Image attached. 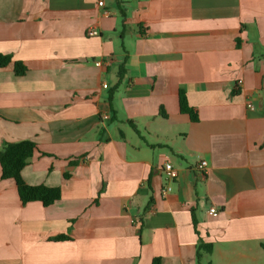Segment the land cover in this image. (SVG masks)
Listing matches in <instances>:
<instances>
[{
  "label": "crops",
  "instance_id": "crops-1",
  "mask_svg": "<svg viewBox=\"0 0 264 264\" xmlns=\"http://www.w3.org/2000/svg\"><path fill=\"white\" fill-rule=\"evenodd\" d=\"M99 1L0 0V149L62 197L0 167V264H264V0Z\"/></svg>",
  "mask_w": 264,
  "mask_h": 264
},
{
  "label": "trees",
  "instance_id": "trees-1",
  "mask_svg": "<svg viewBox=\"0 0 264 264\" xmlns=\"http://www.w3.org/2000/svg\"><path fill=\"white\" fill-rule=\"evenodd\" d=\"M119 7L121 0H116ZM123 12V10H121ZM13 64L14 72L16 76H25L28 68L19 61H14L13 56L10 54L0 53V68H5ZM179 109L182 114L189 116L191 122H198V116L194 108L189 105L187 94L184 91L179 92ZM38 150L37 144L34 141L23 140L16 143H6L0 149V167H1V179L2 180H14L19 198L23 205L31 202H41L43 206L49 207L59 201L61 197V189L58 187H48L45 185L31 186L25 183L22 178V171L27 167L33 158L35 152ZM68 177V175H65ZM67 241L71 240V237L66 235H60L53 238V241ZM202 252L211 253V246L207 244H201L198 247L197 257L200 260ZM160 257H156L152 260L151 264H161Z\"/></svg>",
  "mask_w": 264,
  "mask_h": 264
},
{
  "label": "built area",
  "instance_id": "built-area-1",
  "mask_svg": "<svg viewBox=\"0 0 264 264\" xmlns=\"http://www.w3.org/2000/svg\"><path fill=\"white\" fill-rule=\"evenodd\" d=\"M98 6L104 7L105 6L104 0H100L98 2ZM87 35L89 37H97L100 35V31L98 29L93 28L87 32ZM242 85H243V81L239 80L237 82V88L241 87ZM103 88H107V85H103ZM250 109L253 110L254 107L250 106ZM109 117L110 116L106 115V117H104V118L109 119ZM208 165L209 164L206 160H202L197 164L196 170L199 172H204L207 170ZM165 170H166V174H167L166 175V184L164 185V187L161 190V195L163 197H166V196L170 195L171 192H173V184L175 182L176 176L178 175V174H176V171L173 169V166L171 164H167L165 166ZM210 212L215 213V212H217V210L215 208H211Z\"/></svg>",
  "mask_w": 264,
  "mask_h": 264
}]
</instances>
